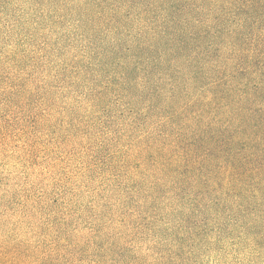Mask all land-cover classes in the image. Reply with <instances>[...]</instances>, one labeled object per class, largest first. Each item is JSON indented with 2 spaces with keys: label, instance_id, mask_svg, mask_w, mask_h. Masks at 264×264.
<instances>
[{
  "label": "rangeland",
  "instance_id": "obj_1",
  "mask_svg": "<svg viewBox=\"0 0 264 264\" xmlns=\"http://www.w3.org/2000/svg\"><path fill=\"white\" fill-rule=\"evenodd\" d=\"M197 6L175 24L159 0H0V249L42 239L53 209L35 201L57 177L39 175L47 161L96 146L116 175L78 188L72 239L91 240L93 224L103 230L83 242L78 264H217L232 254L218 241L240 237L258 243L264 264V176L242 199L169 176L182 146L212 121L198 119L203 64L172 41L174 32L190 43L206 16Z\"/></svg>",
  "mask_w": 264,
  "mask_h": 264
},
{
  "label": "trees",
  "instance_id": "obj_2",
  "mask_svg": "<svg viewBox=\"0 0 264 264\" xmlns=\"http://www.w3.org/2000/svg\"><path fill=\"white\" fill-rule=\"evenodd\" d=\"M201 1L207 4L197 6L196 0H159L169 6V15L165 17L175 24L189 7L206 11V16L192 27L193 31H188V44L195 45L189 46L186 36L174 32L176 37L172 41L180 54L188 51L186 57L191 62H202L199 83L203 98L198 119L205 115L212 120L190 147L182 146L180 157L174 165L169 164L172 166L168 172L169 176H177L174 180L180 185L190 184V189L227 187L242 199L259 191L257 176H264V0ZM154 10L157 9L150 8L146 13ZM197 28H203V32L194 31ZM222 49L226 54L221 58ZM27 147L32 152L33 144ZM90 151L74 154L72 150L66 160L54 157L47 161L39 175L57 177L52 178L53 191L34 200L41 212L53 209L47 216L42 239L35 243L14 241L10 248H1L0 264H62L59 262L67 257L73 259L71 264H78L87 253L81 248L83 242L89 246L93 239L101 238L103 230L98 224L91 228V240L85 237L74 240L69 233L70 221L78 211L76 200L82 196L78 188L87 182L82 180L116 175L113 158L106 163L99 158L98 147ZM200 176L207 178L202 180ZM197 192L202 194L201 190ZM50 194L52 198L47 199ZM47 235L51 237L49 247L43 244ZM218 243L229 246L232 254L217 264H259L258 243L251 247L249 242L243 244L242 237L231 244L221 240ZM246 250L248 254L244 253ZM100 254L98 249L96 257Z\"/></svg>",
  "mask_w": 264,
  "mask_h": 264
}]
</instances>
